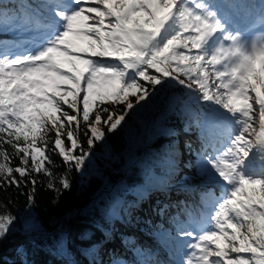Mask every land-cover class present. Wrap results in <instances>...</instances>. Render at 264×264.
Instances as JSON below:
<instances>
[{
	"label": "snow or ice",
	"instance_id": "6c2138e0",
	"mask_svg": "<svg viewBox=\"0 0 264 264\" xmlns=\"http://www.w3.org/2000/svg\"><path fill=\"white\" fill-rule=\"evenodd\" d=\"M9 35L12 41L4 39ZM175 89L183 97L172 96L148 135L168 143L140 163L153 174L159 169L170 187L195 191L199 180L202 194L215 199L207 231L194 234L186 224L176 235L163 230L165 245L175 242L170 254L177 258L168 264H264V0H0V191L31 184L20 193L31 216L40 183L35 175L48 177L58 196L72 190L67 176L52 171L56 155L69 171L83 173L97 141L106 142L122 122L126 129L129 113L154 107L161 93ZM93 106L98 111L90 119ZM170 115L182 129L168 126ZM193 130L197 143L181 142ZM106 187L109 194L89 211L75 213L90 223L80 236L91 242L82 254H97L90 264H164L139 245L138 253L129 249L133 260L114 250L107 262L99 258L119 231L116 222L132 220L118 183ZM0 207L7 205L0 201ZM166 209L150 211L164 216ZM21 220L0 212V248ZM31 226L23 221L25 233ZM52 238L63 249L69 232L61 225ZM16 255L5 264H34L25 245Z\"/></svg>",
	"mask_w": 264,
	"mask_h": 264
},
{
	"label": "trees",
	"instance_id": "16d2710c",
	"mask_svg": "<svg viewBox=\"0 0 264 264\" xmlns=\"http://www.w3.org/2000/svg\"><path fill=\"white\" fill-rule=\"evenodd\" d=\"M177 90L179 89L171 92ZM178 95L183 97V92L181 91ZM168 99V92L161 93L154 107L144 109L135 115L129 113L125 117L128 126L126 129L123 128L122 122L121 128H118L114 133H106V142L97 141L95 143L91 162L86 161L83 173L76 169L69 171L62 163V157L56 155L52 171L57 178L67 176L71 181L72 190L63 191L61 189L63 195L58 196L56 191L48 188V177L42 174L35 175V179L40 183L35 192L36 203L31 216L27 215L29 212L27 196L20 194L21 191L27 192L31 189V184L28 185V189L22 190L13 187L7 191H0V201L7 205V208L0 207V212H10L12 215L22 218L21 222L17 224L20 230L0 248V264H5V261L17 260L16 248L21 244L27 247L30 253L29 259L34 264H90L97 254L92 252L87 256L83 255L81 249L89 247L91 242L80 239L81 234L90 228V223L87 217L75 213L81 209L89 211L94 200L109 194L110 189L106 186L110 184L118 183L119 199L130 206L132 220L127 226L116 222V228L119 231L114 233L113 240L105 246L104 251L99 254V258L107 262L109 260L108 252L114 250L117 256L133 260L136 257L129 249H135L138 253L137 246L139 245L146 249L150 248L154 252L155 247H162V243H164L163 230L176 235L177 223L192 214L195 201L187 195H181L179 199L173 200L174 206L171 200L161 193H155L152 200L145 201L142 197H138L137 190L138 187L149 184L148 169L140 163V160H148L150 151L158 150L162 144L168 143L164 138L149 141L148 135L154 131L156 124L150 125L145 133L144 123L156 112L155 118L158 120V117L168 106ZM97 103H99L98 100ZM96 111H98L96 106L90 109V119L94 117ZM72 112L75 114V111L72 110ZM173 117L177 121L178 128L182 129L183 124L177 116L173 115ZM61 118L63 119V117ZM72 123L75 125L76 122ZM65 127L69 126L66 124ZM192 134H195V138L192 137ZM49 135L54 134L50 133ZM186 138L197 143L196 131L193 130L189 136L182 135L181 142ZM69 143L68 140H65V147H68ZM83 146L87 150L86 141ZM7 150L13 151L10 146L7 147ZM14 163L18 164L19 161L15 160ZM155 173L160 174L168 181V178L159 169H156ZM56 187H60L58 180ZM199 198L200 204H204L202 196ZM133 205L138 206L133 207ZM157 206H167L164 216L150 211ZM29 217L35 218L37 223L36 226L29 229L28 233H25L23 221ZM146 218L152 221L151 225L143 223ZM61 225L69 232V240L63 249L59 247L57 240L52 238ZM129 236L134 240L122 239V237ZM96 239H102L99 232L96 233Z\"/></svg>",
	"mask_w": 264,
	"mask_h": 264
},
{
	"label": "rangeland",
	"instance_id": "374dc122",
	"mask_svg": "<svg viewBox=\"0 0 264 264\" xmlns=\"http://www.w3.org/2000/svg\"><path fill=\"white\" fill-rule=\"evenodd\" d=\"M92 3H94V2H90L89 4H92ZM89 23H91V22H89ZM72 40H73L74 43H75L76 45H78L80 48H87V44H88V42H87L86 40H84L83 38L73 36V37H72ZM64 68H65L66 71H67V70L75 71V69H72V68H71V65H65ZM77 68L82 69V68H83V65L78 64V65H77ZM66 87H70V83H68V84L66 85ZM82 87H83V84H82ZM178 93H179V92H178ZM178 93H176V94H178ZM81 95H83V93H81ZM172 96H173V95H172ZM67 98H68L70 101H71V99H72L71 95H69ZM98 101H99V100H98ZM172 103H174L173 100H172ZM80 106L82 107V105H80ZM73 111H75V110H73ZM156 114H157V112L154 113L153 115H151V116L145 121V123H144V131H145V133L148 131V127H149L150 125H152V124H156V122H157V120H155V116H156ZM166 123L168 124V126H174V127H177V128H178L177 121H176V119L173 117V115H170V116H169V120H168ZM192 137H195V134H192ZM147 169H148V173H149L148 176H149V178H150V182H151L152 187H153L154 189H155V188H158V186L164 184V183H163L164 181H163L162 179H160V177H158V175H154V174H152V173H151L152 170L149 169L148 167H147ZM166 185H167V183H166ZM172 187H173V189H174V186H172ZM209 187H211V185H209ZM198 190L200 191V185H197V189H196L195 191H192V193H193V194H196V193L198 192ZM214 191H215V194L219 195V193H220V189H215ZM139 192L142 193L144 196H147V197L149 196L148 189H145V188H139ZM173 192H174V191H173ZM173 192H172V193H173ZM25 221H32V226H31L30 228L36 226V223H37V221L35 220V218L33 219V217H29V218H27ZM30 228H29V229H30Z\"/></svg>",
	"mask_w": 264,
	"mask_h": 264
}]
</instances>
